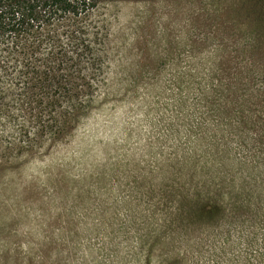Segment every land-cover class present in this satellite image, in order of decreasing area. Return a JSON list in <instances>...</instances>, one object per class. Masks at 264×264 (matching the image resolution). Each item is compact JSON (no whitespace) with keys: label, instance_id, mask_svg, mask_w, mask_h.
I'll use <instances>...</instances> for the list:
<instances>
[{"label":"rangeland","instance_id":"374dc122","mask_svg":"<svg viewBox=\"0 0 264 264\" xmlns=\"http://www.w3.org/2000/svg\"><path fill=\"white\" fill-rule=\"evenodd\" d=\"M98 20L102 74L85 54L91 103L64 134L0 121V264H264V0Z\"/></svg>","mask_w":264,"mask_h":264},{"label":"trees","instance_id":"16d2710c","mask_svg":"<svg viewBox=\"0 0 264 264\" xmlns=\"http://www.w3.org/2000/svg\"><path fill=\"white\" fill-rule=\"evenodd\" d=\"M112 5L113 0H0V121L18 122L27 140L64 134L91 103L93 86L79 66L85 54L89 74L98 79L102 74L98 17ZM57 107L63 108L60 120L53 116ZM24 111L33 133L19 116ZM27 147L34 151L26 143L18 150Z\"/></svg>","mask_w":264,"mask_h":264}]
</instances>
